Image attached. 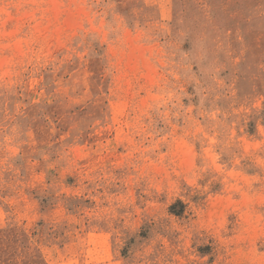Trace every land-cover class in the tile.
<instances>
[{"label": "rangeland", "instance_id": "1", "mask_svg": "<svg viewBox=\"0 0 264 264\" xmlns=\"http://www.w3.org/2000/svg\"><path fill=\"white\" fill-rule=\"evenodd\" d=\"M0 264H264V0H0Z\"/></svg>", "mask_w": 264, "mask_h": 264}]
</instances>
